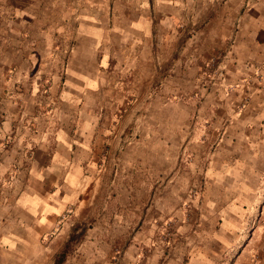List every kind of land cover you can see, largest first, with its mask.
Segmentation results:
<instances>
[{"label":"crops","instance_id":"0c3cea01","mask_svg":"<svg viewBox=\"0 0 264 264\" xmlns=\"http://www.w3.org/2000/svg\"><path fill=\"white\" fill-rule=\"evenodd\" d=\"M28 4L17 3L0 62V93L8 90L2 100L6 114L0 123V148H22V152L36 148L31 171L43 172V181L58 188L41 194L29 186L18 201L29 218L42 223L45 214L47 221L56 220L80 195L79 187L95 184L98 178L115 174L122 187L124 171H136L139 184L155 180L160 160L153 156L149 163L150 150L163 148L161 137L167 138V152L175 148L169 138L184 131L187 119L164 115L163 108L149 114L150 106L144 115L145 97L165 74L161 88L168 91H174L178 78L184 79L183 85L190 84L197 72L190 68L194 59L205 61L224 50L231 81L262 74L261 79L255 77L258 84L252 85L245 113L237 114L236 100L220 96L222 92L211 97L202 112L205 119H215V131L229 121L225 142L207 167L206 181L223 187L227 159L236 156L237 166L230 170L238 175L231 180L235 194L228 207L223 205L222 191L215 197L205 194L200 222L184 223L181 229L190 236L188 264H222L224 251L229 250L225 236L243 234L251 218L249 243L234 264H264V146H260L264 145V0H85L79 9L70 5L64 15L61 4L59 14L41 19L35 4ZM38 22L45 23L47 31L37 36V42L32 30ZM69 24L72 29L65 27ZM183 66H189L187 71ZM43 91L50 94L44 101L54 103L44 114L37 111ZM21 105L24 111L16 113ZM16 120L22 122L18 130ZM249 122L257 144L231 143L244 134ZM129 126L133 140L128 139ZM5 139L11 144L3 146ZM257 234L263 243L249 246ZM210 235L219 249L204 244L202 236ZM246 251L248 258L241 263Z\"/></svg>","mask_w":264,"mask_h":264},{"label":"rangeland","instance_id":"374dc122","mask_svg":"<svg viewBox=\"0 0 264 264\" xmlns=\"http://www.w3.org/2000/svg\"><path fill=\"white\" fill-rule=\"evenodd\" d=\"M18 1L26 5L27 2H33L28 5L35 4L36 14L41 19L43 16L53 17L56 12L59 14L61 4L64 5V15L69 13L70 5L79 9L85 0H0V62L7 51L9 28L16 19ZM43 25V22L33 23L34 41L47 31ZM65 27L72 29L71 24ZM225 59L224 50H217L205 61L194 59L190 68L197 72L192 75L190 84L186 82L183 85L184 79L178 78L174 91H168L161 88L165 83V74L162 82L149 90L142 109L144 115L150 106L152 110L149 114L155 111L160 113L163 108L164 115L175 113V116L181 115L187 119L182 124L184 131H178L174 139L169 138L170 146L175 148H169L167 152L164 143L167 138L161 137L159 144L163 148L150 150L149 163L153 156L160 160V174H155V180L145 179L143 184H139L136 171H124V179H119L125 183L122 187L114 180L115 174L111 178L110 175L98 178L95 184L84 183L79 187L80 195L56 220L47 221L44 219L45 214L41 216L42 223L31 219L18 202L19 197L27 193L29 186L32 191L41 194L58 190L56 185L50 186L43 181V172L31 171V163L35 160L33 151L36 148H27L24 152L22 148H0V264H188L190 236L183 233L182 226L184 223L194 222L197 225L200 222L201 205L207 193L215 197L222 191L225 197L223 205L231 206L230 199L235 194L231 180L238 178L236 173L231 175L230 172L237 166V158L229 156L228 167L224 171V186L219 187L206 181L207 167L216 157L217 148L225 142L224 135L229 121L222 122L223 127L215 131L212 127L215 119H205L202 112L208 100L213 96L218 97L222 92L220 96L226 94L236 100L237 114L245 113L251 103L252 85L258 84L255 77L262 78V74L258 73L255 77L251 74L244 79L231 81L230 73L224 66ZM188 68L183 66V71ZM40 94L43 96V104L37 111L44 114L49 111L47 109L54 108V103L44 101V97L50 95L47 91ZM7 97L8 90L1 91L0 123L6 114L2 100ZM157 105L160 108H156ZM213 107L221 108L219 105ZM20 111H24L23 105L17 108L16 113ZM26 123L28 125L29 121ZM21 124L16 120L14 127L18 130ZM133 132L129 126V140L135 139ZM243 133L234 137L231 143L242 146L257 144L250 122ZM149 139L147 136L145 141ZM7 140L3 146L11 144L12 140L9 144ZM260 146L264 145L260 143ZM197 148L206 149L200 152ZM38 160L42 162L41 158ZM152 214H157L156 218H150ZM252 224L253 219L250 218L243 234L238 237L225 236L229 250L224 251L222 264H234L236 256L243 252L241 249L251 237ZM202 237L204 244L217 245L219 249L218 244L212 241L214 236ZM262 241L261 235L257 234L249 246L260 245ZM255 254L259 257L257 250ZM246 258L248 251L240 260L241 263Z\"/></svg>","mask_w":264,"mask_h":264}]
</instances>
